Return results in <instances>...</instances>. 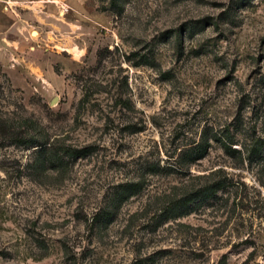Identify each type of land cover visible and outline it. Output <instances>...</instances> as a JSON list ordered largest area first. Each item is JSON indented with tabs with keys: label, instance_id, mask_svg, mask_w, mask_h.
<instances>
[{
	"label": "rangeland",
	"instance_id": "obj_1",
	"mask_svg": "<svg viewBox=\"0 0 264 264\" xmlns=\"http://www.w3.org/2000/svg\"><path fill=\"white\" fill-rule=\"evenodd\" d=\"M28 1H0V264H264V0Z\"/></svg>",
	"mask_w": 264,
	"mask_h": 264
},
{
	"label": "crops",
	"instance_id": "obj_2",
	"mask_svg": "<svg viewBox=\"0 0 264 264\" xmlns=\"http://www.w3.org/2000/svg\"><path fill=\"white\" fill-rule=\"evenodd\" d=\"M0 1H3V0H0ZM28 2L33 4V6L28 5V7L31 9H34L35 1L33 2V1H28V0H11L13 8H18L21 5H26V3H28ZM1 5L2 4H0V28H3V26L6 24V21H7V20H5V15H6L7 11L5 12V10L3 9V7Z\"/></svg>",
	"mask_w": 264,
	"mask_h": 264
},
{
	"label": "trees",
	"instance_id": "obj_3",
	"mask_svg": "<svg viewBox=\"0 0 264 264\" xmlns=\"http://www.w3.org/2000/svg\"><path fill=\"white\" fill-rule=\"evenodd\" d=\"M203 150H206V148H205V149H203ZM81 152L83 153V150H81ZM204 153H205V152H201V153H200V155H201V156H203V155H204Z\"/></svg>",
	"mask_w": 264,
	"mask_h": 264
}]
</instances>
